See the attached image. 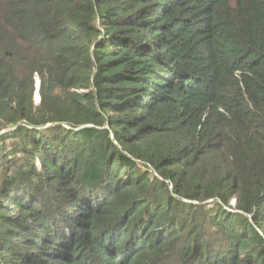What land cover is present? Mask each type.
I'll list each match as a JSON object with an SVG mask.
<instances>
[{
	"label": "trees",
	"instance_id": "obj_1",
	"mask_svg": "<svg viewBox=\"0 0 264 264\" xmlns=\"http://www.w3.org/2000/svg\"><path fill=\"white\" fill-rule=\"evenodd\" d=\"M0 132V264H264V0H0Z\"/></svg>",
	"mask_w": 264,
	"mask_h": 264
},
{
	"label": "water",
	"instance_id": "obj_2",
	"mask_svg": "<svg viewBox=\"0 0 264 264\" xmlns=\"http://www.w3.org/2000/svg\"><path fill=\"white\" fill-rule=\"evenodd\" d=\"M39 88H40V80L38 79V82H37V93H38V95H39V100H38V102H40V93H39Z\"/></svg>",
	"mask_w": 264,
	"mask_h": 264
},
{
	"label": "rangeland",
	"instance_id": "obj_3",
	"mask_svg": "<svg viewBox=\"0 0 264 264\" xmlns=\"http://www.w3.org/2000/svg\"><path fill=\"white\" fill-rule=\"evenodd\" d=\"M35 99H36V97H35ZM36 102L38 103V99H36ZM1 133V132H0ZM233 203H234V201H233Z\"/></svg>",
	"mask_w": 264,
	"mask_h": 264
}]
</instances>
